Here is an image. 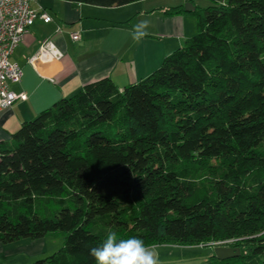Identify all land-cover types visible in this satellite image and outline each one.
Instances as JSON below:
<instances>
[{
	"label": "trees",
	"instance_id": "obj_1",
	"mask_svg": "<svg viewBox=\"0 0 264 264\" xmlns=\"http://www.w3.org/2000/svg\"><path fill=\"white\" fill-rule=\"evenodd\" d=\"M188 13L197 33L150 75L88 83L0 142V242L63 234L33 264H96L89 250L115 231L228 241L240 256L206 264H264V0Z\"/></svg>",
	"mask_w": 264,
	"mask_h": 264
},
{
	"label": "crops",
	"instance_id": "obj_2",
	"mask_svg": "<svg viewBox=\"0 0 264 264\" xmlns=\"http://www.w3.org/2000/svg\"><path fill=\"white\" fill-rule=\"evenodd\" d=\"M148 1L154 0L100 7L65 0H33L32 7L45 10L53 20L37 18L11 55L23 70L21 82L12 84L11 90L25 92L28 98L0 111V142L10 141L23 122L88 83L111 78L122 89L139 82L193 36L197 25L188 11L167 15L164 8L171 6L150 7ZM123 9L127 10L121 12ZM142 20L149 21L148 35L135 42L132 29ZM74 31L81 32V41L71 38ZM49 250L45 238L0 242V264H33L49 256Z\"/></svg>",
	"mask_w": 264,
	"mask_h": 264
},
{
	"label": "built area",
	"instance_id": "obj_3",
	"mask_svg": "<svg viewBox=\"0 0 264 264\" xmlns=\"http://www.w3.org/2000/svg\"><path fill=\"white\" fill-rule=\"evenodd\" d=\"M33 0H0V111L11 108L18 100H27L25 92L16 93L11 85L21 82L23 70L11 60L14 49L24 40L37 18L51 22L45 10L32 7ZM59 31H62L59 28ZM74 41H81L79 31L71 33Z\"/></svg>",
	"mask_w": 264,
	"mask_h": 264
},
{
	"label": "rangeland",
	"instance_id": "obj_4",
	"mask_svg": "<svg viewBox=\"0 0 264 264\" xmlns=\"http://www.w3.org/2000/svg\"><path fill=\"white\" fill-rule=\"evenodd\" d=\"M226 1L227 0H154L148 1V5L150 7H156L157 5H169L171 7H175L181 5L186 10L188 4H190L195 8L197 7V10L199 12H202V9L208 8L212 5L222 4ZM123 10L124 11L121 12H125L127 9ZM189 16H192V18L196 20L195 25H197V30L193 32L194 34H196L198 31V22L200 15L189 13ZM64 239L65 237L63 234H50L45 237L48 249H50L48 253H54L55 251H58L61 247H63ZM230 243L232 242L222 241L190 245L177 244L175 242H165L162 244L151 245L149 247L153 248L157 253L159 264H206L210 261L212 255L215 254V247L221 245L230 246Z\"/></svg>",
	"mask_w": 264,
	"mask_h": 264
},
{
	"label": "clouds",
	"instance_id": "obj_5",
	"mask_svg": "<svg viewBox=\"0 0 264 264\" xmlns=\"http://www.w3.org/2000/svg\"><path fill=\"white\" fill-rule=\"evenodd\" d=\"M149 21L142 20L132 29V39L140 42L148 35ZM96 264H159L158 255L144 241L136 238H118L115 231L108 232L103 242L89 250Z\"/></svg>",
	"mask_w": 264,
	"mask_h": 264
},
{
	"label": "water",
	"instance_id": "obj_6",
	"mask_svg": "<svg viewBox=\"0 0 264 264\" xmlns=\"http://www.w3.org/2000/svg\"><path fill=\"white\" fill-rule=\"evenodd\" d=\"M194 9L195 7L190 4H188V7L186 8L187 11L194 10ZM240 254H241V251L239 247L226 246V245L215 247V255L220 260L238 257L240 256Z\"/></svg>",
	"mask_w": 264,
	"mask_h": 264
}]
</instances>
